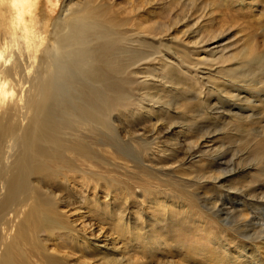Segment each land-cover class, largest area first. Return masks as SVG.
<instances>
[{
    "label": "bare ground",
    "instance_id": "obj_1",
    "mask_svg": "<svg viewBox=\"0 0 264 264\" xmlns=\"http://www.w3.org/2000/svg\"><path fill=\"white\" fill-rule=\"evenodd\" d=\"M153 1L146 3L151 5ZM140 3L0 0V264H90L85 262L86 252L107 256L120 253V264H133V258L125 256L130 248L135 249L134 243L140 244V239L130 237L118 243L90 219L89 214H99L100 209L84 212L98 184L105 180L106 160L114 152L119 154L113 146L118 136L116 121L125 117L133 124L158 116L156 120L161 122L160 112L170 113L173 103L186 109L198 105L199 118L220 119L230 112L225 105L231 100L243 101L241 93L232 89L247 88L252 93L260 90L257 87L264 89V56L256 52V47L247 52L248 57L238 59L233 68L222 70L220 65L225 61L216 58V51L206 49L208 41L190 42V36L164 41L145 33L139 18L143 8ZM161 69L166 73H162V79L156 75ZM169 89L180 100L167 103V107L157 93ZM215 92L225 100L213 97ZM208 100L211 103L206 105ZM213 100L217 102L212 104ZM253 100V96L245 95V102L253 104ZM238 107L241 116L248 113L249 107ZM253 117L247 116L242 122L252 123ZM263 121L261 118L258 123ZM124 157L126 162L139 164ZM126 164L120 165L124 171L129 167ZM150 164L158 166L159 162L151 158ZM141 165L149 168L144 161ZM250 168V176L264 175V162ZM75 190L79 192L74 194ZM104 195L102 200L107 201V188ZM72 197L76 201L73 208ZM184 198L185 213L201 220L192 199ZM172 214L174 220H180ZM124 219L118 218V223L130 227ZM57 238L78 250V261L71 254L51 248ZM259 240L264 258V239ZM157 247L155 241L146 250ZM202 254L196 259L207 264H246L237 261L239 253ZM254 259L252 255L246 258L250 264ZM110 260L109 264H115Z\"/></svg>",
    "mask_w": 264,
    "mask_h": 264
},
{
    "label": "rangeland",
    "instance_id": "obj_2",
    "mask_svg": "<svg viewBox=\"0 0 264 264\" xmlns=\"http://www.w3.org/2000/svg\"><path fill=\"white\" fill-rule=\"evenodd\" d=\"M140 1L143 8L139 18L145 33L152 37L157 35V39L160 37L164 41L175 40L176 37L185 39L187 36H190V42L208 41L206 49L209 52L216 51V58L225 61L220 65L222 70L233 68L237 60L248 57L250 53L247 52L254 47L257 48L256 52H263L261 55L264 56V0H154L152 6L146 0ZM147 27H150L148 32ZM159 32L163 35L159 36ZM155 66L159 67V64ZM162 73L166 74L161 69L156 73L157 77L162 79ZM257 88L260 90L256 93L247 88L232 89L236 94L241 93L240 99L243 101L237 102L234 98L231 104L225 105V109L230 112L221 115L223 119H214L215 116L209 117L211 120H206L207 117H203L205 120L199 118L198 105L187 109L178 108L179 104L175 105L173 102L180 100L179 95L175 96L170 89L164 91V94L157 93V98L160 96L164 106L168 107L167 103L174 104L169 107L170 113L160 112L161 122L156 120L158 116L144 118L133 124H129L125 117L122 119L119 116L121 122L116 119L115 131L118 136L114 139L113 146L119 150V154L113 151L111 157L109 155V162L106 160L108 166H105V180L98 184L96 195L89 201L88 209L84 212L91 213L100 209L99 214H89L90 219L96 227H104L106 233L113 235L110 238H116L118 243L130 237L140 239L137 241L140 244L134 243L135 249L130 248L127 257L125 256L133 258V264H207L196 259L202 252L224 255L239 253L241 257L237 261H246V264H250L246 258L252 255L255 257L252 264H264L258 248L261 241L259 239H264V175H249L251 166L264 162V121L258 123L259 119H264V89ZM245 95L255 98L253 104L245 102ZM212 96L225 100L218 92ZM215 102L217 101L213 100L212 104ZM207 103L210 104L211 101L208 100L206 105ZM240 105L249 107L246 109L248 113L241 116ZM250 115L254 116L252 123L249 120L242 122ZM258 142L261 143V149ZM124 156H128V160L133 158L139 164L135 166L126 162ZM151 158L159 162L158 166H151ZM142 161L149 168L143 167ZM125 164L129 166L126 171L120 168V165L124 167ZM95 173H99V169H95ZM115 184L117 188H114ZM105 188L110 191L108 202L102 200L105 198ZM77 192L79 190L73 191L74 194ZM65 196L69 197V194ZM184 197L192 199L196 213L199 212L197 217L200 216L201 220L185 213ZM74 199L71 198L72 208L76 203ZM82 206L84 208L83 204ZM171 212L180 220H174ZM119 216L125 218L124 221H128L130 227L125 222L119 224ZM118 228L122 229V233L120 230L117 232ZM119 235L121 239L118 238ZM155 241H158V247L146 250ZM50 246L59 249L61 253L71 254L77 261L81 257L77 249L60 238ZM83 254L86 263L109 264L112 258L115 264H120V253L112 256L103 255L102 252Z\"/></svg>",
    "mask_w": 264,
    "mask_h": 264
}]
</instances>
